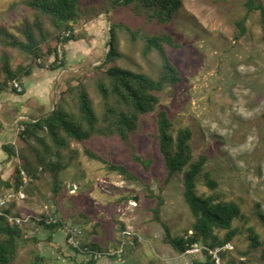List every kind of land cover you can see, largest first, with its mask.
Masks as SVG:
<instances>
[{"label": "rangeland", "instance_id": "rangeland-1", "mask_svg": "<svg viewBox=\"0 0 264 264\" xmlns=\"http://www.w3.org/2000/svg\"><path fill=\"white\" fill-rule=\"evenodd\" d=\"M26 2L0 0V25L22 40H26L23 29L32 25L38 38L45 37L42 53L47 54L58 44L66 66L52 70L41 68L38 61L33 73L24 77L26 87L31 89L27 94H18L11 87L4 91L19 99L14 104L21 108V114H27L15 121L17 110L9 118L14 122L15 167L24 165L25 157L37 166L39 176L29 186L28 198L14 209L18 215L33 216L23 227L27 236L38 238L36 244L20 251L18 263L28 264L41 254L53 264H93L90 253L72 248L68 241L67 228L78 227L83 247L96 243L104 250L95 264H212L203 249L177 252L166 238L165 227L155 219L154 209L161 195V219L173 236L185 234L194 222L184 198L183 173L166 182L167 169L157 139V113L165 109L175 135L181 128L193 130L194 156H208L207 169L219 181L224 199L242 207L244 217L235 221L240 232L226 245L227 259L217 263L237 258L247 264H264L263 247L253 248L247 231L253 226L264 239V222L258 216L259 209L264 212V31L259 13H250L249 32L238 38L236 21L247 12L245 0H183L173 21L166 25L149 21L143 11L114 5V0H81L80 17L71 32L56 28L49 17ZM37 18L42 21L41 30L34 25ZM113 22L142 34H170L178 46L167 48L183 80L161 93L157 109L141 117L130 142L118 135H97L88 143L70 139L61 157L65 166L55 178L37 160L36 149L41 156L46 154L43 145L36 140L24 142L19 136V123L37 116L31 104L40 107V114L56 106L77 114L79 89L84 86L102 119L106 102L98 82L109 81L108 68L118 65L153 78L161 71L157 52L145 55L143 39L132 40L122 31L118 32L120 57L106 63ZM68 32L76 39L58 43L59 34ZM4 54L9 55L14 67L32 62L30 54L7 46L0 36V57ZM45 58L50 64L54 55ZM4 78L0 72V80ZM4 112L0 107L1 120ZM86 148L126 165L138 179L111 172L106 164L90 158ZM136 153L151 161L149 168L136 160ZM198 190L201 194L213 193L203 180ZM44 214L65 221L66 228L50 238V232L38 223ZM218 234L222 238L226 232Z\"/></svg>", "mask_w": 264, "mask_h": 264}, {"label": "trees", "instance_id": "trees-1", "mask_svg": "<svg viewBox=\"0 0 264 264\" xmlns=\"http://www.w3.org/2000/svg\"><path fill=\"white\" fill-rule=\"evenodd\" d=\"M80 1L27 0L26 4L49 17L56 28L73 32L74 22L80 17ZM114 5L127 7L135 12L143 11L149 21L166 25L173 21L183 5V0H114ZM245 7L247 12L236 21L238 38L244 37L249 32L247 22L252 12L259 13L264 31V2L262 0H245ZM34 25L36 28L42 29V21L39 18L35 19ZM119 31L129 34L132 40L141 37L145 55L152 51L157 52L161 59V71L157 78L143 72L112 65L106 71L109 81L98 82V89L106 102V110L102 119L95 109L89 91L82 86L78 94L77 114L64 111L56 106L51 112L37 119L31 118L19 123L21 127L19 136L22 141L30 143L36 140L43 145L46 154L41 156L38 154L39 150L36 149L37 160L40 161L42 168L51 170L55 178L65 166L61 162V157L63 150L70 146V139L88 143L97 135H118L124 141L130 142L131 135L140 126L141 117L157 109L161 101V93L167 87H174L183 80L167 48V45L178 46L170 34H142L122 23L113 22L110 27L106 63L115 62L120 57ZM23 33L26 40L20 39L0 25L2 42L7 46L30 54L32 58V62L27 66L14 67L9 55L4 54L0 57V72L5 74L4 80H0V94L10 87L12 88L11 83L14 80L21 83L23 91L18 92L15 88L12 89L18 94L26 93L27 87L24 83V77L33 73L34 65L38 61L41 68L48 67L52 70L66 66V58L61 56L64 54H62L63 52L60 54L58 44L54 48H50L45 54L41 51V46L45 42L44 35L38 38L32 25H26ZM75 39L74 34L67 36L60 33L58 43L66 44ZM45 55H54L53 62L47 64ZM4 128L5 124L0 119V133ZM173 128L174 124L168 111L159 110L157 113V139L167 169L166 182H170L176 175L183 173L184 198L194 216V222L185 234L173 236L167 224L161 219V209L164 204V198L161 195L157 197L158 205L154 209L155 219L163 224L167 232L166 238L177 252L186 253L198 243L205 247L203 251L207 254L208 261L212 264H218L211 251L220 248L218 252L220 260L225 261L227 259L229 250L225 246L239 234L240 229L235 226V221L244 217V213L239 203L224 199L222 192L219 191V181L207 169L208 156L206 154L194 156L193 130L189 127L181 128L175 135ZM44 135L48 136L52 143H48ZM14 145L11 143L4 146L11 157L17 155ZM86 153L90 158L106 164L107 169L111 172L122 174L128 179H138L126 165L115 163L90 148H86ZM135 158L144 163L147 168L150 167V160L145 161L138 153H136ZM24 161V165L15 167L13 177L9 180H3L0 176V196L5 193L4 189L15 188L18 190L20 188L23 182V170L32 177V181L26 187L27 192L29 186L39 177L37 166L25 157ZM202 180L213 193L206 195L199 192L198 183ZM7 212H12V208L7 209ZM258 216L264 222V212L260 209ZM50 217L44 214L38 223L50 232V238H52L53 234L62 228H66L67 224L61 219L48 223ZM220 231L226 232L222 238L218 234ZM247 231L251 246L253 248L263 247L264 256V239L261 234L253 226H248ZM37 242L38 238L27 236L22 225L11 223L5 216L0 215V264H19L20 251ZM85 246L93 251L104 253L103 248L96 243ZM72 248L74 247L72 246ZM74 249L78 250L77 248ZM97 260L92 257L93 264ZM225 263L247 264L244 260L237 258H230ZM28 264L53 263L45 256L37 254Z\"/></svg>", "mask_w": 264, "mask_h": 264}, {"label": "built area", "instance_id": "built-area-1", "mask_svg": "<svg viewBox=\"0 0 264 264\" xmlns=\"http://www.w3.org/2000/svg\"><path fill=\"white\" fill-rule=\"evenodd\" d=\"M67 36L70 35V32L66 34ZM12 88H15L18 92L23 91V86L21 85L20 82L14 80L12 83ZM23 174V182L20 185V188L16 190L15 188H11L9 190H6L4 194L0 196V215L5 216L9 222L11 223H16L19 225H24L29 223L30 221L33 220V216L28 214V215H18L14 211L15 207H13L14 204H20L21 202H24L28 198V193L26 191V187L29 185V183L32 181V177L26 172L22 171ZM12 208V212H7V209ZM58 219L54 216H51L48 219V223L52 221H57ZM67 234H68V241L69 243L74 247L77 248L81 251H85L87 253H90L94 258L98 259L100 258L103 253L93 251L88 247H83L80 240L79 236L82 234V231L78 227H68L67 228ZM205 247L201 244L196 243L194 247L189 250L190 252H195L200 249H204ZM226 248V246H225ZM219 250L220 248H217L216 250L211 251L213 253L214 258L219 262L220 257H219Z\"/></svg>", "mask_w": 264, "mask_h": 264}, {"label": "crops", "instance_id": "crops-1", "mask_svg": "<svg viewBox=\"0 0 264 264\" xmlns=\"http://www.w3.org/2000/svg\"><path fill=\"white\" fill-rule=\"evenodd\" d=\"M37 84H39V80L37 79ZM48 85L51 84V82H47ZM51 87V85L49 86ZM29 90H31L29 88V86L27 87L26 90V94L29 92ZM0 96H2V99H0V107L1 110L4 109V120L3 123L5 124V128L3 129V131L0 133V176L2 177L3 180H9L10 178H12L13 174H14V170H15V163H17V157L13 156L11 157L9 155V153L5 150L4 146L5 144H8L9 142L15 143L14 141V134L13 132V124L14 122H12V120H10L9 118L12 119L13 115L15 114V112L18 110H20V107H17V105H15L14 103L18 102L17 98H15L16 100H14V98H12V96H10L8 93H1ZM52 99V92L49 93V100ZM21 101V100H20ZM33 106V110L35 112H37V116L32 117L33 119H37L45 114H47L48 112H43L40 109V107H38L37 105H35L34 103L31 104ZM23 110L25 109V107H22ZM22 111V110H21ZM19 111V116H17L16 120H19L23 117H27L25 114H21L22 112ZM31 119V118H29ZM7 138H9L10 140H7ZM3 191H6V189H4Z\"/></svg>", "mask_w": 264, "mask_h": 264}, {"label": "water", "instance_id": "water-1", "mask_svg": "<svg viewBox=\"0 0 264 264\" xmlns=\"http://www.w3.org/2000/svg\"><path fill=\"white\" fill-rule=\"evenodd\" d=\"M73 188H74V186H73V185H71V186H70V189H71V190H73ZM135 200H137V198H135Z\"/></svg>", "mask_w": 264, "mask_h": 264}]
</instances>
